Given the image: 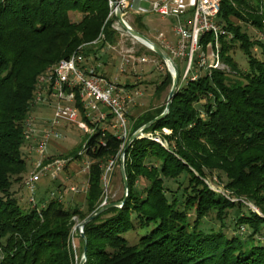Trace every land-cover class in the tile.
<instances>
[{
	"label": "trees",
	"instance_id": "obj_1",
	"mask_svg": "<svg viewBox=\"0 0 264 264\" xmlns=\"http://www.w3.org/2000/svg\"><path fill=\"white\" fill-rule=\"evenodd\" d=\"M70 13L79 19L71 20ZM107 15L105 0L0 2V264H73L67 245L71 217L85 220L98 210L104 194L103 164L114 158L119 164L125 143L88 121L76 90L80 118L94 127L85 140L83 206L67 207L49 199L39 217L27 201L25 210L11 190L26 170L22 133L38 76L100 34L101 45L115 44L118 35ZM140 17L134 23L141 32ZM232 17L255 27L263 39H251ZM216 20L230 35L219 37V58L228 72L213 68L178 84L167 115L143 131L158 132L167 147L147 137L131 142L124 153L127 196L122 206L106 208L83 226L84 264H264V244L258 240L264 235V0H221ZM210 39V33L200 36L203 45ZM235 46L247 57L245 71L230 55ZM253 47L259 48L260 57L252 54ZM170 85L166 71L155 92ZM163 108L151 106L139 113L131 120L128 136ZM162 128L170 133H162ZM77 151L68 154L80 160ZM212 172L223 174L224 188L251 202L261 215L210 189L203 179ZM140 177L148 182L141 191L136 187ZM168 179L176 182L175 189L165 184ZM242 207L248 214L241 213ZM231 210L235 226L250 229L245 239L222 229ZM210 214L219 229L201 228ZM150 224L152 229L135 243L123 236Z\"/></svg>",
	"mask_w": 264,
	"mask_h": 264
},
{
	"label": "built area",
	"instance_id": "obj_2",
	"mask_svg": "<svg viewBox=\"0 0 264 264\" xmlns=\"http://www.w3.org/2000/svg\"><path fill=\"white\" fill-rule=\"evenodd\" d=\"M4 1L0 0V2ZM105 1L109 11L108 18H113L111 27L119 31L121 35L126 31L114 16L117 8L121 11L128 25L129 13L136 16L154 13L173 20L171 31L176 36L175 43L172 45L164 43L162 47L167 51L173 62L174 59H179L185 63L180 76L181 79H196L198 68H203L206 71L221 68L219 37L221 35L230 36L227 30L216 20L221 0H153L150 1L149 8L141 6L143 0ZM204 33L211 34V39L205 45L200 41V36ZM158 37L162 41L164 40L162 33H159ZM108 48L112 49L113 46L108 45ZM138 61L146 62L147 58L141 56ZM83 62L84 55L81 49L78 48L68 57L62 58L53 66L46 68L38 76L35 84L31 106L44 104L52 106L51 115L42 122L29 116L24 123L22 133L32 161V169L28 176L24 178L22 184L28 194L27 203L36 211L39 217H41V210L49 199L63 202L65 198L64 194L58 190L50 191L45 198H40L37 193V182L41 176L48 175L53 179L67 165L68 160L65 157L48 153L50 142L61 139L63 137L61 129L69 124H75L88 135H91L94 131L93 126L86 120L79 118L76 90L82 102V107L85 109V116L90 123L95 122L93 116L96 117L97 121H104L110 116L123 128V134L116 136L123 140L127 135L125 121L127 94L115 81L95 73L92 69H87ZM126 62H128V59H126ZM174 65L177 70L178 65L175 62ZM102 107L107 110L102 111ZM147 137L160 142L158 137L151 134H148ZM85 146L86 141H83L81 149L77 152L82 158H87ZM112 164L113 160L103 170L102 181L104 184H106V174L111 169ZM86 168H88V164ZM207 185L210 187V184L207 183ZM86 187L87 182L83 184L81 189L71 186L68 190L73 193L85 192ZM210 188L214 190L213 187ZM105 204L106 200H103L100 205ZM75 217L72 216V219H75ZM73 229L78 235L83 232V226L78 223L73 225Z\"/></svg>",
	"mask_w": 264,
	"mask_h": 264
},
{
	"label": "rangeland",
	"instance_id": "obj_3",
	"mask_svg": "<svg viewBox=\"0 0 264 264\" xmlns=\"http://www.w3.org/2000/svg\"><path fill=\"white\" fill-rule=\"evenodd\" d=\"M150 1H153V0H143L141 3V6H143L144 8H149ZM135 18H136V15H133L131 13H129L128 18H127L129 25L134 29H135V23H134ZM70 19L73 21H77L79 19V14L70 13ZM231 19L235 24H239L241 26L242 31H244L251 39H258V38L263 39L262 33L259 32L255 27L249 24H245L237 20L234 17H232ZM140 21L143 24V28H144L143 30H141V33H143L152 42L158 45L165 53H167V51L159 44L162 40L159 39L158 37L159 36L158 31L161 30L164 33L168 34V32L170 31L169 28L172 25L173 20L166 18V17L161 18L159 15L154 14V13H148V14L142 15L140 17ZM147 29L149 31H147ZM115 31L117 32L118 40L116 41L115 44H110L111 46H113L114 50H110V48L108 49L105 48L104 44L100 45L99 50L101 51L102 54L106 56L114 57L115 71L117 72L118 75L115 76L112 81H115L119 85V87H121L128 96V98H126L125 100V104H126L125 121H126L127 135L125 138H123L124 143H126L127 139L129 138L128 133H129L131 120L134 117H136L139 113H142L143 111L150 108L151 106L153 107H158L162 105L165 106V102L167 100V95H168L170 87L162 90L159 93L155 92L156 85L161 81L162 76L165 75L167 71L165 64L160 59V57H157L151 54L147 47H145L139 41L134 39L128 33L124 32V34L121 35L119 31L117 30ZM102 39H103V36L102 34H100L98 38L89 45L99 43L102 41ZM80 49L84 55L85 53L83 49L82 48ZM251 52L255 56L260 57L259 48L253 47ZM230 55L232 56V58L234 59V61L236 62L240 70L242 71L247 70L248 68L247 57L243 53V51H241L237 46H235L233 51L230 52ZM141 56L146 57L147 61L146 62L138 61V58H140ZM118 59L119 61L121 60L119 64H118ZM126 59H128V62H126ZM174 62L178 65L177 67L178 71L177 70L176 71L179 74V76H181L185 63L181 62L179 59H174ZM54 64L50 66H53ZM220 64H222V66L221 68H218V69H224L226 72H228V68L223 63H221V61H220ZM205 72H206L205 69L198 68V71L196 72V74L199 77ZM187 81H189L188 78L181 79V77H179L178 84L183 85ZM190 81H193V80H190ZM201 102L203 103V100L200 101V103ZM101 110L106 111L107 109L105 107H102ZM51 113H52L51 105L44 104V105H37L34 107L31 106L28 117L29 116L34 117L36 121L42 122L48 119ZM93 117L95 121L94 123L99 128L106 129L117 136L123 134V128L119 126L117 122H115V120H112V118H107L104 121H97L95 119L96 117L95 116ZM79 118H80V114H79ZM61 132H62L63 137L59 140H54V142H50V145L48 146V153L54 156L65 157L68 160L67 165L63 168L62 172H60L53 179L50 178L48 175L41 176L37 182V187H38L37 193L40 196V198H45L50 191L58 190L64 194V197H65L63 201L64 206L69 207L73 205H79L81 207L83 206V203H84L85 192L73 193L68 189L71 186H75L76 188L81 189L83 184L87 182L88 168H86V165L88 164V159L82 158L80 160H77L71 155H69L68 153L73 149H78L79 151L81 149V148L79 149V145L81 144V147H82V142L85 141L89 137V135L84 133L83 130L79 129L75 124H69L63 127L61 129ZM162 133L169 134L170 130L167 128H162ZM148 134H151L154 137H158L160 142L158 141L156 142L160 143L164 147H167L168 145L167 141L161 138L158 132L154 134L143 133L142 136L147 137ZM21 147H22L21 148L22 155L26 161V170L22 174V179L12 184L11 190L14 191V196L19 201V204L25 210H27L29 208V206L26 203L28 194L25 188L23 187L22 183H23L24 178L28 176V173L32 169V161L29 157L27 144L25 145L23 144V146ZM110 161L111 160H108V162L103 164V170L106 169ZM182 178L183 177H180L179 179L181 180ZM101 180H102V176H101ZM203 180L205 183L210 184V187L214 188V190L212 189L213 191L220 193L222 195L226 194L227 196L225 195L224 196L230 200L242 201L250 209H252L256 213L261 215L258 208L255 205H253L251 202L247 201L246 199L242 197L236 198L237 196L232 194L230 190H227L224 188L226 177L223 174L219 172L208 173L207 176ZM164 182L167 186H170V188L172 189L176 188V182H174L173 180L168 179V180H164ZM147 183L148 182L146 179H144L143 177H140L136 183V187L138 190L141 191L143 187L147 185ZM102 185L104 188V194L98 205V208L102 207L100 204L103 200H106L105 205H107L108 203H110L109 202L110 200H118L124 194L123 183L121 182V175L119 171V164L116 158L113 159L112 167L106 174V184H104L102 181ZM241 213L248 214L247 209L242 207ZM235 215L236 214L234 213V210L229 211V215L224 220V223H223L224 226L222 227V229L229 236L236 234V235L241 236V238L245 239L246 236L249 234L250 229L245 224H239L235 226V218H236ZM71 221H72V224H71V228H70L68 238H67V245L73 254V264H78L80 257L82 255L83 246L81 245L82 244L80 241L81 238L76 233V231H74L73 229V225L75 223L81 224L83 220H80L76 216L75 219H72L71 217ZM201 228L203 230H207L210 228L217 230L220 228V223L213 217L212 214H210L206 218L203 219ZM151 229H152V225L150 224V225H147L141 228H135V229L129 230L125 232L123 236L129 242V244H132V243H135L136 240L140 236L146 234ZM262 234H264V229H262ZM72 235H73V238H72ZM261 238L262 239H258L259 243L264 244V235H261Z\"/></svg>",
	"mask_w": 264,
	"mask_h": 264
},
{
	"label": "water",
	"instance_id": "obj_4",
	"mask_svg": "<svg viewBox=\"0 0 264 264\" xmlns=\"http://www.w3.org/2000/svg\"><path fill=\"white\" fill-rule=\"evenodd\" d=\"M114 16L117 19L118 23L121 25V27L130 36H132L134 39L139 41L141 44H143L149 50L154 52L158 57H160V59L165 64L167 72L169 73V75L171 77V85H170V89H169V92H168V95H167V100L165 102V106H164L162 112L159 115H157L156 117H154L152 120H150L147 123L143 124L141 127L136 129L134 132H132V134L127 139V141H126V143H125V145L123 147V150H122V152H121V154L119 156V171H120V175H121L122 183H123V188H124V194H123L122 200L121 201H116V202H110L107 205L98 208V210L95 213H93L89 218L83 220V222L81 223L82 226H84L88 221L92 220L95 216H97L99 213L104 211L106 208H108L110 206H118V207H120V206L123 205V203L125 201V198L127 196V190H128V183H127L125 170H124V153H125V150L128 148V146L131 144V142L134 139L143 137L142 136L143 135V131L147 127H149L151 124H153L154 122L164 118L167 115V113L169 111L170 103L172 101V98L174 96V93H175V91L177 89V85H178V73L176 71L174 62L171 59V57L167 53H165L158 45H156L148 37H146L143 33L135 30L130 25H128L126 23V21L124 20V17L122 15L121 11L118 8L115 10ZM79 237L83 240V249H82V255L80 257V260H79L78 264H84V262L86 261V245H87V242H86V238H85L83 232L79 233Z\"/></svg>",
	"mask_w": 264,
	"mask_h": 264
},
{
	"label": "crops",
	"instance_id": "obj_5",
	"mask_svg": "<svg viewBox=\"0 0 264 264\" xmlns=\"http://www.w3.org/2000/svg\"><path fill=\"white\" fill-rule=\"evenodd\" d=\"M161 18H164V17H161ZM169 19H171V18H169ZM169 30L170 31L168 32V34L164 33L161 30L158 31L159 33H163L164 40L159 43L161 46H163L164 43L171 44V45L175 43L176 36L171 31V26H170ZM147 31H149V30L147 29ZM100 43L101 42L96 43V44H92V45H87L83 48V51L85 53L83 65L87 69H92L97 74H100L102 76L107 77L110 80H113V78L118 75L117 72L115 71L114 57L106 56V55L102 54L101 51L99 50V47L101 45ZM108 45H110V44H108V43L104 44L105 48L108 49ZM110 50H114V48L110 49ZM120 61L118 59V64Z\"/></svg>",
	"mask_w": 264,
	"mask_h": 264
}]
</instances>
